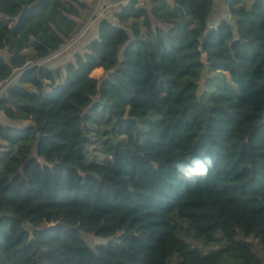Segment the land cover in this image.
<instances>
[{"label": "trees", "instance_id": "1", "mask_svg": "<svg viewBox=\"0 0 264 264\" xmlns=\"http://www.w3.org/2000/svg\"><path fill=\"white\" fill-rule=\"evenodd\" d=\"M217 2L130 0L51 67L85 1L0 0V264H264V0Z\"/></svg>", "mask_w": 264, "mask_h": 264}, {"label": "rangeland", "instance_id": "2", "mask_svg": "<svg viewBox=\"0 0 264 264\" xmlns=\"http://www.w3.org/2000/svg\"><path fill=\"white\" fill-rule=\"evenodd\" d=\"M95 3L99 2V0H93ZM113 2V0H111ZM254 0H243L242 5L245 6L247 9H250ZM101 3V2H100ZM218 8H217V15L220 16H226L227 19L230 18V13L228 11L227 6V0H218ZM91 9V8H90ZM88 9V11L90 10ZM97 9V8H96ZM85 10V9H84ZM94 10V9H93ZM93 10L91 14L93 13ZM90 14V13H89ZM94 16V14H93ZM89 17V16H87ZM79 35L77 34L75 38H77ZM90 41H69L67 44H65L60 51L54 54V58L48 63L51 67H56L57 65L62 66L64 65L68 59L71 57L72 52L75 50L84 51ZM5 54V53H4ZM6 55V54H5ZM205 57V56H204ZM212 75L211 73H208L207 71L204 73V80L201 83V91L205 88V79ZM92 76L96 78H101L104 76V71L102 68H97L93 71ZM0 119H2V115L0 114ZM5 146L4 142L0 140V152ZM85 239L88 240L90 245L95 246L96 244L100 243V239L93 235H84Z\"/></svg>", "mask_w": 264, "mask_h": 264}, {"label": "crops", "instance_id": "3", "mask_svg": "<svg viewBox=\"0 0 264 264\" xmlns=\"http://www.w3.org/2000/svg\"><path fill=\"white\" fill-rule=\"evenodd\" d=\"M83 1H85L87 8L81 11L82 25L77 33L79 36L75 38L77 34L74 35L71 41L94 40L98 36V27L100 20L104 17H110V15L114 16L117 10L127 4L130 0H117L116 2H112L111 0H99V2L96 3L93 0ZM174 1L175 0H170L171 3H173ZM88 9L90 10L88 11ZM92 10L93 13L91 14Z\"/></svg>", "mask_w": 264, "mask_h": 264}, {"label": "clouds", "instance_id": "4", "mask_svg": "<svg viewBox=\"0 0 264 264\" xmlns=\"http://www.w3.org/2000/svg\"><path fill=\"white\" fill-rule=\"evenodd\" d=\"M214 165V159L208 155L193 158L190 163H177L176 171L184 179L195 181L197 178H206L209 170ZM129 190L132 188L129 186Z\"/></svg>", "mask_w": 264, "mask_h": 264}, {"label": "built area", "instance_id": "5", "mask_svg": "<svg viewBox=\"0 0 264 264\" xmlns=\"http://www.w3.org/2000/svg\"><path fill=\"white\" fill-rule=\"evenodd\" d=\"M117 0H113V2H116ZM52 57H54V54L49 56L47 59L45 60H50ZM41 61H36V62H32L31 64L33 65H36V64H39ZM24 69H17L15 72V74L10 77V78H7L5 80H3L1 83H0V96H2L7 90L8 88L11 86V84L17 79V77L22 73Z\"/></svg>", "mask_w": 264, "mask_h": 264}]
</instances>
